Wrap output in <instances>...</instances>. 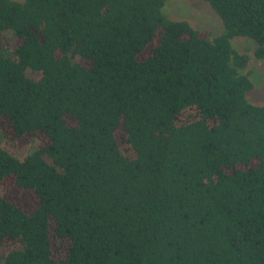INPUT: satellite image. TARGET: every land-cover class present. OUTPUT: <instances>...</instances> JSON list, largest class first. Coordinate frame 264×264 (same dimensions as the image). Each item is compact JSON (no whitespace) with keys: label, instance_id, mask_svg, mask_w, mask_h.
<instances>
[{"label":"trees","instance_id":"obj_1","mask_svg":"<svg viewBox=\"0 0 264 264\" xmlns=\"http://www.w3.org/2000/svg\"><path fill=\"white\" fill-rule=\"evenodd\" d=\"M0 0V264H264V0ZM15 43L11 44V37Z\"/></svg>","mask_w":264,"mask_h":264},{"label":"rangeland","instance_id":"obj_2","mask_svg":"<svg viewBox=\"0 0 264 264\" xmlns=\"http://www.w3.org/2000/svg\"><path fill=\"white\" fill-rule=\"evenodd\" d=\"M163 10L170 18L188 20L195 27L208 30L213 35L221 33L224 29L220 16L205 0H166ZM10 42L11 44L15 43L13 36ZM232 44L237 50L248 53L250 57L249 69L254 88L247 93L248 100L257 105H264V58L254 56L256 41L251 37L235 36L232 39ZM0 143L20 157H25L33 152L38 144L33 141L25 146L15 148L4 139L1 132ZM3 191L4 188L0 185V193Z\"/></svg>","mask_w":264,"mask_h":264}]
</instances>
